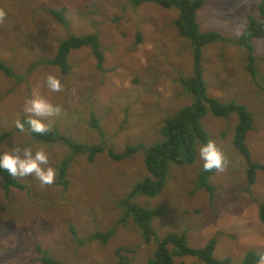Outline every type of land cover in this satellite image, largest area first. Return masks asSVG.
Returning a JSON list of instances; mask_svg holds the SVG:
<instances>
[{
  "label": "rangeland",
  "instance_id": "obj_1",
  "mask_svg": "<svg viewBox=\"0 0 264 264\" xmlns=\"http://www.w3.org/2000/svg\"><path fill=\"white\" fill-rule=\"evenodd\" d=\"M197 12L201 31H218L239 38L248 17L259 19L260 0H204ZM65 11L63 26L47 10ZM180 12L155 3L133 7L131 0H0V62L11 66L15 78L0 72V134L11 133L2 144L44 149L57 169L71 150L61 143L36 141L28 131H16V121L34 91L62 111L45 122L78 144L104 142L118 153L128 146L161 143L164 120L194 103L181 78L194 76V48L175 25ZM96 34L105 55L103 68L88 47L72 51V70L64 76L54 66L36 65L54 58L60 43L70 36ZM141 36V38H140ZM138 39L141 40L138 42ZM257 76L247 70V51L222 42L202 49V67L208 95L222 103L237 102L253 116L248 145L253 161L264 164V39L253 40ZM35 66V67H34ZM60 78L63 89L49 92L46 77ZM99 120L105 139L92 128ZM238 117H214L209 111L201 124L224 154L226 166L209 180V193L198 187L203 172L199 158L193 165H171L163 191L156 197L137 196L135 204L162 209L152 226L159 239L168 233L186 234L193 248L215 238L214 257L241 264L248 252L264 254V173L247 189V164L233 141ZM67 186L56 181L41 186L32 176L15 177L25 190H5L0 177V264H42L46 251L62 264H148L158 240L147 243L124 200L133 186L148 177L144 153L122 162L99 154L92 163L73 154ZM113 231L103 244L97 233ZM131 249V252L124 251ZM174 264H206L199 257H176Z\"/></svg>",
  "mask_w": 264,
  "mask_h": 264
},
{
  "label": "trees",
  "instance_id": "obj_2",
  "mask_svg": "<svg viewBox=\"0 0 264 264\" xmlns=\"http://www.w3.org/2000/svg\"><path fill=\"white\" fill-rule=\"evenodd\" d=\"M144 3H155L165 9H178L180 15L175 23L178 33L182 38L189 40L194 48V76L188 79H180L184 88L193 95L194 103L191 106L181 109L176 116L164 120V124L160 130L163 141L150 147L144 144L128 146L123 153H118L104 142L98 145L78 144L71 138L63 135L58 129L49 128V131L42 135L31 132L27 125L25 130L36 141H42L46 144L61 143L71 150V155L64 158L62 163L57 166L58 183L63 186H67V173L73 161V154L86 155L88 160L93 163L99 154L106 152L111 160L122 162L143 151L148 177L138 181L133 186L132 191L124 200V204L127 207L126 212L128 215L133 216L135 222L142 230L145 241L149 243L152 239H159L152 223L155 218L165 215V211L162 209L141 207L132 202V199L140 195L147 197L158 196L165 187L171 165L190 166L194 164L197 157L196 146L211 140L209 134L201 124L202 119L208 111L217 118H225L232 114L237 115L238 123L235 127L233 144L245 158L247 164V189L250 190L256 183L258 171L264 173V164L253 161L252 153L246 144L247 135L253 128L252 114L243 104L237 102L222 103L208 95V88L204 79L201 62L202 49L205 46L217 42L235 45L247 51V70L252 77H256L258 69L254 66L256 58L254 56L253 40L264 39V0H260L257 6L260 18L257 19L254 16H249L248 25L242 35L237 39L226 38L218 31H201L197 21V12L205 5L204 0H131V4L135 8L140 7ZM47 10L63 26L68 27L70 25L64 10ZM140 41L138 39V42ZM84 47L91 49L98 62V68L102 69L105 55L102 51L100 38L96 34L70 36L60 43L54 58L43 59L35 65L36 67L40 64L57 67L62 75L67 76L72 70V65L69 61L70 54L72 51ZM0 72L9 78H15L16 76L14 69L4 62H0ZM25 117L21 120L23 121ZM91 126L101 138L105 139L97 118L92 119ZM16 131L22 132L19 129H16ZM10 134H0V151H2L4 140ZM215 173V170L211 172H205L203 170L199 177L198 187L203 188L209 193H213L215 187L211 185L209 180ZM0 177L4 181L7 192L11 188L25 190V186L16 180L15 177L10 176L6 171H0ZM260 216L264 223V203L260 204ZM113 234L114 232L112 230L106 233H97L91 239L99 240L103 244H106ZM216 245V239L212 238L203 248H193L189 245L186 234L171 232L158 240L157 248L148 264H174L176 257L185 256L199 257L206 264H232L229 258L222 261L215 259L214 252ZM121 250L123 249L117 251L119 256L117 264H127L124 256L120 254ZM124 251L131 252L132 250L125 249ZM38 252L42 255V264H62L52 258L48 252L42 251L40 248H38ZM260 256L261 254L248 252L241 264H258Z\"/></svg>",
  "mask_w": 264,
  "mask_h": 264
},
{
  "label": "clouds",
  "instance_id": "obj_3",
  "mask_svg": "<svg viewBox=\"0 0 264 264\" xmlns=\"http://www.w3.org/2000/svg\"><path fill=\"white\" fill-rule=\"evenodd\" d=\"M46 87L49 92H60L63 84L58 76L49 74ZM61 111L60 105L49 102L34 91L24 105V112L28 115L23 121L18 119L15 122L16 128L24 131L27 125L31 132L42 135L49 131L45 119L57 116ZM199 158L205 172H223L225 169L224 154L212 140L199 147ZM0 171H6L12 177L32 176L41 186L54 184L57 177V169L50 165L47 151L15 145L9 146L7 151H0ZM258 264H264V254L260 256Z\"/></svg>",
  "mask_w": 264,
  "mask_h": 264
}]
</instances>
